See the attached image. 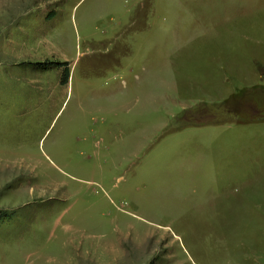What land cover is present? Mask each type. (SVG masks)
Wrapping results in <instances>:
<instances>
[{"label":"rangeland","instance_id":"1","mask_svg":"<svg viewBox=\"0 0 264 264\" xmlns=\"http://www.w3.org/2000/svg\"><path fill=\"white\" fill-rule=\"evenodd\" d=\"M0 264H264V0H0Z\"/></svg>","mask_w":264,"mask_h":264},{"label":"trees","instance_id":"2","mask_svg":"<svg viewBox=\"0 0 264 264\" xmlns=\"http://www.w3.org/2000/svg\"><path fill=\"white\" fill-rule=\"evenodd\" d=\"M69 73H70V72H69L68 69H66L65 72H64V77H65V80H66L65 82H66V83H67V81H68V79H69Z\"/></svg>","mask_w":264,"mask_h":264}]
</instances>
